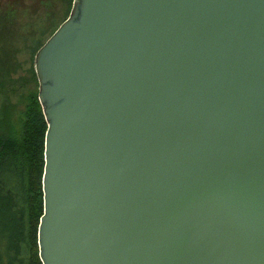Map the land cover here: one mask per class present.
Returning <instances> with one entry per match:
<instances>
[{
	"label": "water",
	"instance_id": "95a60500",
	"mask_svg": "<svg viewBox=\"0 0 264 264\" xmlns=\"http://www.w3.org/2000/svg\"><path fill=\"white\" fill-rule=\"evenodd\" d=\"M34 72L41 264H264V0H72Z\"/></svg>",
	"mask_w": 264,
	"mask_h": 264
},
{
	"label": "trees",
	"instance_id": "16d2710c",
	"mask_svg": "<svg viewBox=\"0 0 264 264\" xmlns=\"http://www.w3.org/2000/svg\"><path fill=\"white\" fill-rule=\"evenodd\" d=\"M68 1L67 14L72 0ZM8 30L0 23V93L17 80L18 62L15 47L6 36L11 33ZM26 72L28 77L20 79L26 80L29 90L24 95L28 104L21 112V122L12 121L9 111L7 114L0 106V264H41L37 229L43 213L41 181L47 125L33 66Z\"/></svg>",
	"mask_w": 264,
	"mask_h": 264
},
{
	"label": "rangeland",
	"instance_id": "374dc122",
	"mask_svg": "<svg viewBox=\"0 0 264 264\" xmlns=\"http://www.w3.org/2000/svg\"><path fill=\"white\" fill-rule=\"evenodd\" d=\"M68 0H0V23L11 33L7 38L15 47L17 79L0 93V106L12 121L21 122V112L27 106V69L33 66L37 47L44 43L65 20ZM72 4V2H71ZM67 18V17H66Z\"/></svg>",
	"mask_w": 264,
	"mask_h": 264
}]
</instances>
